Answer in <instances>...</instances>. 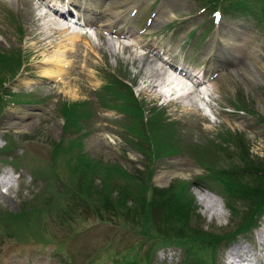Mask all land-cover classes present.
Here are the masks:
<instances>
[{"label": "rangeland", "instance_id": "1", "mask_svg": "<svg viewBox=\"0 0 264 264\" xmlns=\"http://www.w3.org/2000/svg\"><path fill=\"white\" fill-rule=\"evenodd\" d=\"M150 1L152 0H134L139 4ZM221 1L227 3L228 0ZM240 1L246 7L248 4L251 5L250 8L264 7V0ZM37 6L38 3L32 0H0V49L19 52L23 60L22 69L5 83L6 90L14 94L18 93L28 100L37 99L40 95H48L45 101L33 106L32 103H13L12 106L4 104L2 108L0 107V147L4 145L5 132H9L10 135L17 134L16 139L11 136L13 140L15 139V145L7 146L6 152L0 151V160L15 161L18 158L26 169L18 170L20 179L23 180L18 183L17 189L0 197V212L27 213L26 217L18 220L15 225L5 226L0 220V264H27L23 255L28 254L27 251L33 244H36L37 251L43 256L41 264H55L53 258H58L59 264H70L56 251L57 245L62 252H68L75 259L76 264L88 262L111 264L110 260L114 259L112 254L115 252L125 253L126 250L131 254L135 252L134 244L139 241V235H133L127 229L120 230L113 227V221L111 223L99 221L93 214L82 216L83 219L77 218V209L84 206L82 203L80 205L77 203L80 201L79 197H70V192L73 191L77 196L79 182L84 179L79 180L76 176L68 178L64 173L58 172L60 171L58 167V171L56 170L57 163L67 162L73 157L74 148L69 151L71 154H68L66 159H62L59 154L56 158L57 163L53 162L50 155L54 144L55 147L64 148L67 143L65 141L71 139L74 142L81 141L84 155L97 164H115L130 173H135L136 169L142 171L143 166L149 164L152 186L162 188L176 180L186 181L194 197L196 211L201 218L199 222L201 230L207 234L220 235L223 231L221 228L228 227L230 216L214 185L200 183L202 179L192 182V177L201 175L202 171L200 165L198 167L191 161L189 153L182 150L179 154L155 158L149 162L131 146L127 140H135L132 136L126 135V129L120 126L122 123L130 125L132 120L121 119L117 122V126L112 121L118 117L115 112L99 109L97 103L93 101L91 91L102 83L100 74L104 71L117 72V69H122L123 79L125 78L134 87V93L138 94L137 98L142 104L146 108H151L149 104L157 106L153 100L157 93L156 79H160V76L155 75L157 62L150 54L143 57L140 48L135 50L126 45L125 43L129 41L112 34L103 35L104 33L98 29L93 30L96 39L80 36L79 41L75 42L71 49L66 38L68 30L66 32L54 30L48 34L40 31L39 28L51 25L52 20L46 15V9ZM199 6L195 0H158L155 6L136 8L138 10L136 18L150 16L157 20L153 26V33L167 28L168 32L160 43L166 47L169 59L178 61L190 59V63L195 65L200 64V60L205 58L210 61H231L222 71L221 76H224V81L216 84L218 93L213 92L211 98L210 110L215 109L221 114L218 116L209 114L207 116L209 122L206 124L201 122L203 113L196 111L195 106L175 109L163 107L162 111L169 120L178 121L177 127L182 128L174 130L175 137L178 136L191 146L192 144L200 146L202 151L204 149L210 151L215 143L220 145L217 133L229 131L241 135L251 155H264V28H255L253 32L242 30L241 26H238L240 18L225 14L218 25L210 26L209 16L196 11ZM153 8L155 9L149 12ZM109 10L113 11L111 6ZM155 12L157 14H154ZM114 18L115 15L109 16L112 22ZM128 18L132 17L128 16ZM173 19L187 20L177 25L174 22L178 20ZM170 23L172 25H169ZM16 25L20 30L19 33L15 30ZM61 26L65 24L59 19L58 27ZM194 27L199 39L194 38L196 43L186 44L181 51L188 40L187 33ZM115 28L113 24L112 31ZM78 30L82 29L78 28ZM62 46H65L67 51L64 55L68 63L62 80L55 81L42 77L41 62ZM250 71L252 76H247ZM165 80L168 87H171L166 78ZM226 82L230 88L229 86L226 88L224 85ZM1 88L4 90L3 86ZM195 94L192 93L190 96L196 97ZM234 98L242 99L246 109L253 113L237 112L230 104L231 99ZM56 100L57 103L59 100L84 101L91 110L95 111L92 118L89 117L87 121L74 117L76 121L83 123V126L87 122L89 135L82 137L80 128L76 124L69 126L65 123L64 129H61L62 121L65 119L56 113L54 107L49 108ZM149 116L150 114L145 115L143 109V117ZM69 128L73 131H69ZM32 136L35 138H30ZM232 149H229V153ZM2 154H5V157ZM232 160L235 161L231 158ZM77 161V158L73 159L70 166ZM33 164L36 168L40 166L45 172L40 175V180L34 182L31 174ZM51 173L54 176L51 177L52 180H42L48 178ZM91 179L92 184L98 188L106 181L100 170ZM109 181L108 185L112 186V180ZM47 183L50 188H46ZM66 187L72 188L66 189ZM63 210L76 214L73 218L61 219ZM30 217L36 228L30 232V236H38L42 230L44 237L35 241L26 237V240L21 241L23 228ZM256 225L247 235L238 236L232 244L220 247L216 252L214 264H224L225 253L233 245L242 247L241 255L235 258L234 264H248L254 259L255 263H258V254L264 261L262 247L258 243H252L253 235L256 240L258 231L264 228V216ZM4 228L7 232L2 233ZM145 241L143 239L141 253L149 247ZM161 245L168 247L169 250L182 246L180 242L170 240L162 242ZM199 255L209 261L206 252L199 250ZM17 257L21 262L16 260ZM154 257L155 262L161 260V256L156 255V252Z\"/></svg>", "mask_w": 264, "mask_h": 264}, {"label": "trees", "instance_id": "2", "mask_svg": "<svg viewBox=\"0 0 264 264\" xmlns=\"http://www.w3.org/2000/svg\"><path fill=\"white\" fill-rule=\"evenodd\" d=\"M197 1L209 8L221 3V0ZM223 4V8L228 13H239V10L252 9L249 4L248 7L242 5L240 0L228 4L223 2ZM258 11L264 15L263 6ZM7 63L8 60L0 54L1 72ZM105 76V84L96 90V98L102 107L115 109L122 115V119L132 120L130 125L122 123L120 126L126 129L127 134L135 138V141L126 140L144 155L146 160L152 162L155 158L172 156L182 149H191L189 145L182 144L175 138L172 127L160 120L157 113L152 112V115L150 114L151 116L145 119L147 123H143V109L130 89L112 74L106 73ZM241 105L243 103L239 105L242 109ZM78 109V104L60 103L58 111L64 117L65 123L70 125ZM91 114V108L87 106L81 111L80 118L87 121ZM82 127H84L83 123ZM225 136L233 135H219L218 138L222 143L231 142L228 137L223 138ZM234 137L237 144L233 143V145L237 150L232 156L238 160V164L231 161L230 154L227 156L222 154L226 150L225 147L220 148V145L216 144L213 145L212 152L195 150V154H192L193 160L204 171V175L198 176L197 179H202L201 183L214 185L225 207L229 210L230 225L224 228L220 235L207 234L200 229L201 218L196 212L193 196L186 181L176 180L167 188L160 189L150 184L149 164L144 165L142 171L136 169L135 173H130L115 164L101 165L90 162L86 166L91 174H96L100 170L106 181L101 183L100 188L92 183L82 182L77 191L78 195L75 196L71 191L70 197H79L80 201L76 202L79 205L82 203L85 208L81 207V209H86L89 214L95 217L105 215L114 222L113 226L116 228L127 229L131 234H137L140 237L137 244H134L136 249L134 253L131 254L124 247L125 253L112 254L114 259L110 260L111 264H152L153 250L163 246L162 242L169 240L180 242L182 245L184 258L180 264H213L214 252L220 242L234 241L238 235L245 234L255 226L258 218L264 214V155L262 157L251 155L241 137ZM71 141L72 139L67 141L64 150L59 148V152L64 153L65 151L67 154L74 148V152L77 153L81 141ZM14 145V142L8 141L7 143V146L13 147ZM86 160L87 158L81 155L80 162L83 164ZM109 180H112V186L108 185ZM62 212L61 219H65V216L73 218L77 213L64 210ZM26 215L25 212L8 213L4 211L0 212V220L5 226L15 225ZM1 232L4 233L7 230L4 228ZM143 239L149 247L141 253ZM205 249L210 250L208 256L210 262L199 255V250L205 252Z\"/></svg>", "mask_w": 264, "mask_h": 264}, {"label": "bare ground", "instance_id": "3", "mask_svg": "<svg viewBox=\"0 0 264 264\" xmlns=\"http://www.w3.org/2000/svg\"><path fill=\"white\" fill-rule=\"evenodd\" d=\"M70 1L74 4L76 3V0H70ZM89 2H93V1H89ZM84 3H88V2L86 0H82L81 3H79V5L76 7V10L78 12L83 11L82 6H85ZM94 3H96L95 6L98 5L97 4L98 2H94ZM74 12H76V11H74ZM77 37H78V34L76 32H73L71 35V42H73ZM67 41L69 42L68 39H67ZM220 50L221 49L219 48L218 51L220 52ZM66 52L67 51L65 50V46L58 47L51 55H48V56H46V58H44V60L41 62V64L44 66H42V69L40 70L43 77L51 78L52 80L53 79L54 80L59 79V76L63 73L62 65L64 63H67V62H65V61H67V59L64 55V54H66ZM157 70L155 72L156 73L155 75L162 74V72L160 70H158V71ZM219 76H217V78L215 80H217V79L219 80ZM247 76H252V72L251 71L248 72ZM222 77H220V79H222ZM166 79H167V81L171 87H176V86L181 85L177 80L172 79L171 77L170 78L166 77ZM210 89L212 92L217 91V87H216L215 82H212L210 84ZM256 242L258 243L259 246L262 247V253L264 256V228L261 229L260 231H258V233L256 235ZM260 250H261V248H260ZM241 252H242V247H237L236 245H233L232 247H230L228 254L230 255L229 256L230 259L232 260L235 258H239L241 255Z\"/></svg>", "mask_w": 264, "mask_h": 264}, {"label": "snow or ice", "instance_id": "4", "mask_svg": "<svg viewBox=\"0 0 264 264\" xmlns=\"http://www.w3.org/2000/svg\"><path fill=\"white\" fill-rule=\"evenodd\" d=\"M217 18H219V17H217Z\"/></svg>", "mask_w": 264, "mask_h": 264}]
</instances>
